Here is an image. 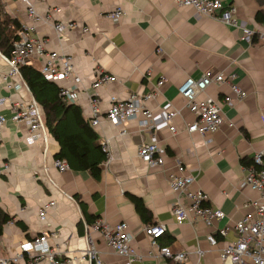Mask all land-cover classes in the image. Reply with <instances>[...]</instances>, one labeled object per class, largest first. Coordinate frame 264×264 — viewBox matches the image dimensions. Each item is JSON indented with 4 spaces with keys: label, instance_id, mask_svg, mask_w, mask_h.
Instances as JSON below:
<instances>
[{
    "label": "crops",
    "instance_id": "0c3cea01",
    "mask_svg": "<svg viewBox=\"0 0 264 264\" xmlns=\"http://www.w3.org/2000/svg\"><path fill=\"white\" fill-rule=\"evenodd\" d=\"M0 1L21 24L31 23L20 0ZM223 4L236 7L238 23L264 29V22L255 18L257 12L264 14V4L258 0H224ZM117 8L123 11L118 21L106 16ZM35 10L39 14L50 12L54 20L77 23L62 36L50 23L38 24L31 34L44 40L47 50L61 51L71 58L77 80L60 81L59 85L71 88L70 102L80 107L83 119L88 121L90 100L97 99L100 122L89 124L96 139L86 143L92 146L93 142L106 141L110 160L104 164V157L100 177L94 179L87 170L59 172L53 166V159L62 150L50 133L44 140L29 144L27 126L10 117L12 101H26L31 95L19 72L9 74L8 61L0 53V94L6 98L0 105V114L6 118L1 130L0 168L8 164L0 173V208L12 217L2 227L0 258L17 252L22 241L47 231L55 233L48 241L69 260L67 264H89L81 258L89 234L107 264H179L162 255L147 254L149 239L143 228L163 223L166 231L159 243L184 251L182 264L217 263L221 248L235 238L234 223L251 208L249 201L258 196L250 188L239 186L238 180L245 174L241 160L251 159L264 146V40H240L241 29L198 15L191 7H177L173 0H44L35 2ZM26 63L39 69L42 61L33 56ZM205 70L234 74L235 83L247 95L241 100L234 98L228 105L222 101L230 93L226 83L208 86L200 96L217 100L224 121L217 131L202 136L185 129L193 116L178 86L186 77L197 78ZM99 72L115 80L94 88ZM161 78L165 82L160 91L146 102L154 127L141 128L136 119L112 125L103 118L112 97L146 94ZM169 109L178 112L171 119L174 132L164 122ZM65 127L68 133L81 134L80 127L71 126L70 121ZM145 142H157L164 148L161 166H146L139 158L138 147ZM179 166L194 177L192 187L207 195L205 203L223 211L222 220L210 227L199 218L175 223L171 206L184 197L170 191L167 178L176 174ZM129 195L143 200L151 213L149 222L141 220ZM50 201L54 204L40 220L38 209ZM95 218L112 224L126 221L134 235L132 245L143 255L142 260L128 263L114 253L98 232L90 230L87 220ZM224 225L228 230L220 236L215 229ZM208 233L215 236L216 245L206 240Z\"/></svg>",
    "mask_w": 264,
    "mask_h": 264
},
{
    "label": "built area",
    "instance_id": "2783aa9c",
    "mask_svg": "<svg viewBox=\"0 0 264 264\" xmlns=\"http://www.w3.org/2000/svg\"><path fill=\"white\" fill-rule=\"evenodd\" d=\"M26 10L31 23L22 24L19 31V38L13 42V51L7 57L9 64V74L18 73L20 65L25 64L33 56L39 57L42 61L40 72L48 79L59 83L64 80H77L74 74L71 58L61 51H50L46 48L44 40L33 36L31 33L38 24L50 23L57 35H64L69 30L75 28V21L54 20L50 12L39 14L35 10V2L44 0H20ZM177 7H191L198 15L218 19L224 24L241 29L240 40H252L254 37L264 40V29H251L243 23H238L235 17L236 7L233 4L224 6V0H173ZM108 18L118 21L123 16V11L117 8L115 11L106 14ZM86 30L87 27H84ZM235 75L225 76L223 73L205 70L197 77H186L178 86V93L185 100L187 109L193 118L186 123L185 129L189 132H197L207 135L217 131L223 124L221 107L217 100L210 96L201 97L205 89L210 85H221L226 83L230 93L222 99L223 103L232 105L234 98L241 100L247 93L242 90L234 81ZM115 80L114 76L97 73L93 87L97 88L108 82ZM164 78L157 81L151 91L146 94L131 93L125 98L112 97L110 105L104 112L103 118L112 125H120L129 120L136 119L139 127H154L153 114L146 106V102L153 99L160 91ZM60 95L66 101H72L71 88L66 85L60 86ZM6 98L0 94V105ZM90 117L88 123L96 126L100 122L99 103L96 98H92L89 104ZM175 109L165 112L164 122L169 126V130L174 132L175 127L171 125V119L177 115ZM10 120L15 123H23L28 128L27 142L34 143L37 140H44L49 131L44 124L40 106L32 99L23 101H12V115ZM6 118L0 114V142L2 140L1 130L5 125ZM125 133V130L120 132ZM210 141V139L208 140ZM105 153L104 164L110 160L109 145L106 141L100 143ZM139 158L146 166H161L164 161V148L157 142L141 143L137 152ZM53 166L59 172H65L69 166L62 157L53 159ZM8 164L5 163L0 168L2 173ZM194 177L185 174L182 167H178V172L167 178V185L170 191L177 195H183L184 201L177 198L172 206L171 213L176 224L192 221L194 218L201 219L207 227L212 226L216 221L224 218V213L220 208L210 206L205 203L207 195L199 188H193ZM238 185L248 187L255 191L258 196L249 201L251 207L233 225L234 240L227 242L219 253V261L214 264H264V146L252 155V165L245 166V174L238 180ZM179 197V196H178ZM54 204L53 201L43 204L38 209V217L44 220L47 210ZM91 231H96L101 235L104 243L117 255L126 259L128 263L132 260H142L143 255L132 245L134 235L129 230L126 221L110 223L102 218H95L90 223ZM228 230L227 225L217 227L215 231L220 236H224ZM145 235L149 239L148 255L155 254L168 257L175 262L182 264L185 261V252L175 251L170 245H161L159 239L165 234L166 226L163 223L148 224L143 228ZM55 233L41 231L33 239L22 241L18 245V251L14 254L0 258V264H18L23 261L25 264H67L69 260L59 254V251L52 248L48 239ZM206 240L210 245H216L217 241L213 234L208 233ZM81 258L87 259L89 264H107L100 256L93 238L88 236L87 247Z\"/></svg>",
    "mask_w": 264,
    "mask_h": 264
},
{
    "label": "trees",
    "instance_id": "16d2710c",
    "mask_svg": "<svg viewBox=\"0 0 264 264\" xmlns=\"http://www.w3.org/2000/svg\"><path fill=\"white\" fill-rule=\"evenodd\" d=\"M258 2L261 5L264 4V0H258ZM255 18L259 22H264V14H260V12H257ZM21 29L20 20L8 13L4 8V4L0 1V53L4 57L11 56L13 42L19 38L18 33ZM18 72L29 90L30 99L40 106L44 124L49 133L59 143L62 152L57 153L56 157L65 159L69 168L75 171L87 170L94 179H99L101 174L100 163L104 160L105 153L100 144L93 142L92 146H88V143H86L87 139H96V134L88 121L82 118L80 107L63 99L60 95L59 83L46 78L33 65L22 64L19 66ZM68 121H70L71 126L80 127L81 134L66 132L65 126ZM241 162L244 166L252 165V158H243ZM129 199L141 220L149 222L151 213L146 208L143 200L133 195H129ZM11 219L12 217L0 208V234L3 225ZM92 221L87 220L89 223H92ZM170 240L168 238L167 243Z\"/></svg>",
    "mask_w": 264,
    "mask_h": 264
}]
</instances>
